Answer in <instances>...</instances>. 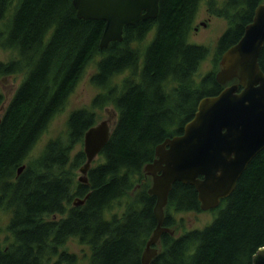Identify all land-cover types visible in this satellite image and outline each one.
<instances>
[{"label": "trees", "instance_id": "1", "mask_svg": "<svg viewBox=\"0 0 264 264\" xmlns=\"http://www.w3.org/2000/svg\"><path fill=\"white\" fill-rule=\"evenodd\" d=\"M263 1L206 0L208 12L228 27L213 70L197 81L209 54L208 47L190 42L202 0H160L155 19L125 26L123 40L105 49L106 22L79 18L73 0H0V47L14 53L0 62V77L24 75L0 123V213H9L5 228L0 221V264H77L78 255L67 250L72 238L89 248L88 264H141L157 226L156 197L148 192L152 177L144 167L159 144L183 134L202 98L224 89L216 79L221 57ZM98 55L90 78L99 90L92 110L72 111L67 131L32 158ZM260 65L264 70V48ZM108 106L117 112L116 124L88 183H80L77 170L87 157L76 147L97 123L95 110ZM88 194L83 205H73ZM217 208L205 228L179 233L184 219L177 214L203 210L194 185L175 183L165 208V225L174 233L162 235L151 264H253L264 247V150Z\"/></svg>", "mask_w": 264, "mask_h": 264}, {"label": "water", "instance_id": "2", "mask_svg": "<svg viewBox=\"0 0 264 264\" xmlns=\"http://www.w3.org/2000/svg\"><path fill=\"white\" fill-rule=\"evenodd\" d=\"M159 3L160 0H73L79 18L106 22L100 49L122 41L125 26L155 19ZM263 48L264 1L256 8L241 39L221 57L216 79L224 89L218 95L202 98L183 134L159 144L155 159L144 167L152 177L148 192L156 197L157 226L146 243L141 264H151L160 252L157 245L162 235L174 233L165 225V208L175 183L194 185L203 211L216 209L235 190L250 162L264 150V70L260 65ZM233 80L237 82L229 85ZM115 124L104 120L85 133L87 160L80 167V183H88L92 164L108 143ZM24 168L22 165L18 174ZM89 195L76 198L73 204L83 205ZM253 264H264V247L254 254Z\"/></svg>", "mask_w": 264, "mask_h": 264}, {"label": "rangeland", "instance_id": "3", "mask_svg": "<svg viewBox=\"0 0 264 264\" xmlns=\"http://www.w3.org/2000/svg\"><path fill=\"white\" fill-rule=\"evenodd\" d=\"M206 5V0H202L192 33L190 35L191 43L204 45L209 48V54L207 58L201 63L196 74L197 81H200L205 74L213 70V58L215 56L218 40L228 27L227 21L223 18L212 16L208 12ZM196 27H198L197 30L195 29ZM153 36L154 30L146 37V39L142 42V45H145L146 42H150ZM13 56L14 53L12 51L4 50L0 47V62H9L13 59ZM100 57L101 56L98 55L89 64L80 83L70 96L66 106L54 117L47 131L43 134L37 145L34 147L31 153L32 158H36L42 153L47 142H49L51 139L59 137L60 135H63L67 131V122L72 111L82 107H87L89 109L92 108V102L99 90L91 83L90 78L96 72L97 62ZM23 77V74L5 75L0 77V93L4 95L6 103L12 99L16 90L23 81ZM95 111L97 114V123H100L104 120H111V123H115L117 120V112L112 106H108L104 109H96ZM81 149L84 150V143L77 145L76 152ZM101 160V156L98 155L93 162V166H95L97 162ZM80 175L81 172L80 169H78V181ZM115 210L116 212H122L123 205H117ZM218 210L219 209L216 208L209 211L177 214L178 219H184V226L182 229H180L179 233L183 232L185 229L189 230L205 228L213 222L215 217L218 215ZM8 220L9 213L7 211H2L0 213V221L3 225V228L6 227ZM4 237L5 235L2 234L1 238ZM67 248L68 251L78 255L77 264H88L87 256L90 254V250L86 245H83L77 239L72 238L68 242Z\"/></svg>", "mask_w": 264, "mask_h": 264}, {"label": "flooded vegetation", "instance_id": "4", "mask_svg": "<svg viewBox=\"0 0 264 264\" xmlns=\"http://www.w3.org/2000/svg\"><path fill=\"white\" fill-rule=\"evenodd\" d=\"M196 30L198 29V27H196L195 28ZM237 82V80H233L232 82H230L229 83V85H231V84H233V83H236ZM0 94H2V93H0ZM3 95V94H2ZM3 98H4V95H3ZM4 101H2L1 103H0V123H1V120H2V118H3V115H4V113H5V111H6V108H7V105H8V103H6V101H5V98L3 99Z\"/></svg>", "mask_w": 264, "mask_h": 264}, {"label": "bare ground", "instance_id": "5", "mask_svg": "<svg viewBox=\"0 0 264 264\" xmlns=\"http://www.w3.org/2000/svg\"><path fill=\"white\" fill-rule=\"evenodd\" d=\"M75 201V200H74ZM74 205V204H73ZM75 206V205H74Z\"/></svg>", "mask_w": 264, "mask_h": 264}]
</instances>
